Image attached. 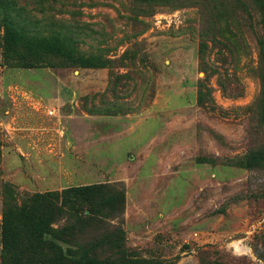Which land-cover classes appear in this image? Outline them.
Instances as JSON below:
<instances>
[{
    "label": "rangeland",
    "instance_id": "1",
    "mask_svg": "<svg viewBox=\"0 0 264 264\" xmlns=\"http://www.w3.org/2000/svg\"><path fill=\"white\" fill-rule=\"evenodd\" d=\"M7 2L0 19L15 22L18 53L61 42L107 65L82 68L41 52L51 67H7L0 25V219L5 186L32 195L103 185L120 188L122 213L89 237L119 228L122 238L100 246L99 260L264 264L249 248L264 242V169L234 165L264 141V29L254 7Z\"/></svg>",
    "mask_w": 264,
    "mask_h": 264
},
{
    "label": "trees",
    "instance_id": "2",
    "mask_svg": "<svg viewBox=\"0 0 264 264\" xmlns=\"http://www.w3.org/2000/svg\"><path fill=\"white\" fill-rule=\"evenodd\" d=\"M145 4L153 0H135ZM239 2L240 0H235ZM250 3L260 17L264 29V0H245ZM10 9L7 0H0V9ZM2 28L1 59L7 67L40 68L48 65L39 53L50 57L64 58L71 65L82 68H102L107 62L94 58H80L64 43H53L40 49H27L17 52L16 24L8 15L0 19ZM204 44H199V52ZM16 54L10 57L9 54ZM259 71L261 75V97L259 99L258 124L264 129V46L259 45ZM200 103L201 99H197ZM264 134V132H262ZM238 168L264 169V141L255 146L251 153L234 164ZM6 195L2 200L0 219V264H128L125 259L99 260L96 250L105 243H119L122 231L112 229L113 236L102 235L94 239L90 231L105 220L119 219L122 213L123 194L118 188L106 192L103 185L69 187L60 192H44L32 195H19L11 187L5 186ZM18 197L13 199L9 196ZM83 205V208L80 207ZM86 212V213H85ZM70 218V222H65ZM64 223L60 224V222ZM91 235V234H90ZM114 242V243H115ZM255 258L264 263V242L250 244Z\"/></svg>",
    "mask_w": 264,
    "mask_h": 264
},
{
    "label": "water",
    "instance_id": "3",
    "mask_svg": "<svg viewBox=\"0 0 264 264\" xmlns=\"http://www.w3.org/2000/svg\"><path fill=\"white\" fill-rule=\"evenodd\" d=\"M86 213V212H85Z\"/></svg>",
    "mask_w": 264,
    "mask_h": 264
}]
</instances>
